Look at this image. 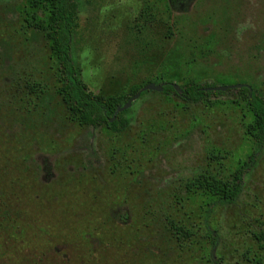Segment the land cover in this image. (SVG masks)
Here are the masks:
<instances>
[{"label": "rangeland", "instance_id": "obj_1", "mask_svg": "<svg viewBox=\"0 0 264 264\" xmlns=\"http://www.w3.org/2000/svg\"><path fill=\"white\" fill-rule=\"evenodd\" d=\"M30 1L0 0V264H264V150L232 206L185 187L246 159L241 96L184 104L150 92L124 111L120 134L69 123ZM76 1L72 58L88 92L129 97L147 82L194 81L244 83L264 97V0H195L148 28L137 21L143 0ZM44 158L49 181L37 176Z\"/></svg>", "mask_w": 264, "mask_h": 264}, {"label": "trees", "instance_id": "obj_2", "mask_svg": "<svg viewBox=\"0 0 264 264\" xmlns=\"http://www.w3.org/2000/svg\"><path fill=\"white\" fill-rule=\"evenodd\" d=\"M195 0H143V7L137 21L143 27H150L158 23L163 15L173 12L185 13L190 4ZM30 8L33 10L30 21L43 35L48 43L51 59L55 65V79L58 84L57 94L65 110V119L79 127L106 128L112 134H120L129 126V120L125 113L118 114L114 121L111 118L118 106H123L140 89L149 84L163 85L161 95L175 96L184 104L206 103L210 97H219L236 91L244 101L249 120L244 122V135L251 141V150L244 161L239 162L227 177L218 175L200 174L196 178L186 182L188 191H199L214 203L215 206L234 205L243 191V180L246 175L257 164L264 150V97L261 96L253 86L228 90L226 92H212L209 89L218 86H227L228 83L208 84L199 82H186L179 87L177 92L172 83L168 81L147 82L141 87L134 88L129 97H113L95 95L87 91L86 86L80 79L81 70L72 58L73 40L77 34V20L79 5L76 0H31ZM170 29V28H169ZM15 91L12 102L15 103L16 96L20 93V86L14 84ZM39 85L27 83L25 88L32 93H40ZM150 93H141L140 97ZM87 164H91L90 159ZM38 175L49 181L53 176L51 167L46 158L37 170ZM8 211H5L6 215ZM209 211H206V219L203 224L211 247L214 249L218 244L217 234L209 227L207 222ZM115 218L119 223H125L127 213L118 212ZM173 236L179 242L187 243L192 233L176 223L169 222ZM212 264V263H210Z\"/></svg>", "mask_w": 264, "mask_h": 264}, {"label": "water", "instance_id": "obj_3", "mask_svg": "<svg viewBox=\"0 0 264 264\" xmlns=\"http://www.w3.org/2000/svg\"><path fill=\"white\" fill-rule=\"evenodd\" d=\"M172 87L177 91L179 92V87L176 86L175 84H172ZM243 87H247L246 85H243V84H235V85H227V86H218V87H214V88H210L209 90L212 91V92H217V91H220V92H226L228 90H233V89H239V88H243ZM163 90V85H155L154 83H149L145 86H143L140 91L138 93H136L134 96H132L123 106H118L114 112V115L113 117L111 118V122L114 121L115 117L126 111L127 109H129L131 107V104L137 100L141 93H144V92H157V93H161Z\"/></svg>", "mask_w": 264, "mask_h": 264}]
</instances>
